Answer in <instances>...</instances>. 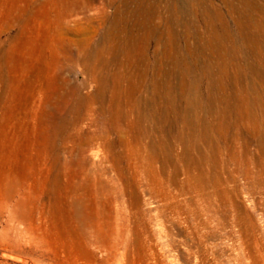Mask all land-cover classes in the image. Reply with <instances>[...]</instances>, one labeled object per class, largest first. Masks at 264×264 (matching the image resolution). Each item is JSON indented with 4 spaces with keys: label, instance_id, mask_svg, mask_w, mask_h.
Wrapping results in <instances>:
<instances>
[{
    "label": "rangeland",
    "instance_id": "374dc122",
    "mask_svg": "<svg viewBox=\"0 0 264 264\" xmlns=\"http://www.w3.org/2000/svg\"><path fill=\"white\" fill-rule=\"evenodd\" d=\"M64 1L0 0V264H233L238 204L264 253V0H82L69 33ZM85 36L89 69H53ZM48 82L80 98L55 110Z\"/></svg>",
    "mask_w": 264,
    "mask_h": 264
},
{
    "label": "bare ground",
    "instance_id": "6f19581e",
    "mask_svg": "<svg viewBox=\"0 0 264 264\" xmlns=\"http://www.w3.org/2000/svg\"><path fill=\"white\" fill-rule=\"evenodd\" d=\"M140 2H142V1L140 0ZM146 2H148V1H146ZM83 3L84 2L82 0H65L64 1V4H65L64 14L61 15V17L59 18V21H60V23L64 24L63 27H65L67 33H69L71 28H72V27L70 28L68 26L70 19H72L71 18L72 15H78L79 13H82V12L88 11L89 9L95 8L94 7L95 4H93L95 2L90 3V4L86 3V5ZM123 7H125V8H123ZM127 8H130V4H127V2H122L120 6H117L118 14H116V16L114 17L113 22H112L113 24H111L110 28L114 29V27H118V26H121V28H123V27L125 28V26L127 24V19L129 18L128 13H132L131 12L132 10L130 11L128 9L129 11H127ZM149 9H148V11H149ZM93 10H97V9H93ZM142 12H144V11L142 10ZM149 13H150V11H149ZM124 14L127 17H125ZM153 14H154V12H153ZM155 15H157V14H155ZM79 16H80V14H79ZM81 16H82V14H81ZM137 16L138 15H136V17ZM157 16H159V13ZM87 18H89V17H87ZM104 19H106V18H104ZM87 20L90 21L91 19H87ZM21 22H23V21H21ZM138 22H139V20H138ZM132 25H134V24H132ZM106 26H107V24H106ZM143 26H145V25H143ZM113 29H111V30H113ZM73 30L79 31L80 30L79 26L75 27V28L73 27ZM103 30H106V28H104ZM115 31H117L116 28H115ZM73 33H74V31H73ZM114 33L116 34V32H114ZM102 34L104 35V32ZM108 34H110L109 30H107L106 36H108ZM153 34H154V32H153ZM146 36L149 37V35H147V33H146ZM115 37H117V36H115ZM141 40H142V38L140 39V41ZM118 41H120V40H118ZM93 44L94 43L91 40V36H85V37L73 39V40L67 39V41L66 40H60V39H53L49 43L50 49H51L50 50V56H51L50 59L54 63L53 69H57L59 71L62 70L61 67L58 65V63L60 61H68V62L77 61V62H80L84 67H88V69H89L91 60L94 57H96L95 56L96 54H98V52L96 51V45L94 46ZM106 45H107V43H106ZM143 47H142V50H144V52H145V49H143ZM113 48H114V46H113ZM97 49H100V48H97ZM110 50L112 51L113 49H110ZM98 51H100V50H98ZM64 84H65V81H64ZM80 87L81 86L73 85L67 90H65V87H63V88L59 87V89H63V90L59 91L58 88L52 82L51 83L48 82L47 84L45 83L43 85L40 83L38 93L41 94V98H40L41 102L45 101L44 98H46L47 101L55 99V104H54L53 109L60 110V108L62 109V108L68 107V101L71 97L80 98V95H79ZM80 119L83 120L84 116L81 115L80 113H78L74 117L70 118L69 121L72 122V124H74V123H77ZM62 122H65L64 117H62ZM232 159H233V162L241 165V160H239L236 157V155H233ZM64 164L66 165V163H64ZM63 189H64V185H62V184L57 185V188H56L57 196H56V198L58 199L59 202H61V196L63 195ZM15 192H16V190H11L9 188H2V189H0V196L3 198H6V197L12 198V196H14ZM62 204H64V202ZM64 206H65V204H64ZM68 208H70L71 210H69L67 218L65 219L63 217V219H65L64 222H66V224L68 223L69 226L73 227L74 224L77 223V220L80 219V215H81L79 213V210H78L77 201L76 202L71 201L68 204ZM237 208H238V213L236 215L237 217H235L234 221L231 223L230 233L227 236V239L231 241L230 248L235 251L234 255L230 257V260L232 261L233 264H264V253L260 251L259 246H258V242H257L258 237L255 235L256 234L255 233L256 225H255V221L253 219L252 213H251V208H248L247 206H242L239 204L237 205ZM62 209H63V207L61 205V207H60L61 212L63 211ZM207 209H208V211L211 212V217H213L214 215H212V213H213L212 208L207 207ZM208 219H210V221L212 220L211 218H208ZM218 222L221 225L224 224L223 223L224 221H222V220H219ZM262 239H264V238H262ZM261 245L262 244H260V246ZM261 247H263V246H261Z\"/></svg>",
    "mask_w": 264,
    "mask_h": 264
}]
</instances>
